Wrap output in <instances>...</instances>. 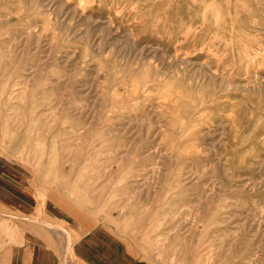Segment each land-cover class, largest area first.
<instances>
[{"label":"rangeland","instance_id":"rangeland-1","mask_svg":"<svg viewBox=\"0 0 264 264\" xmlns=\"http://www.w3.org/2000/svg\"><path fill=\"white\" fill-rule=\"evenodd\" d=\"M0 161L179 264H264V0H0Z\"/></svg>","mask_w":264,"mask_h":264},{"label":"crops","instance_id":"crops-1","mask_svg":"<svg viewBox=\"0 0 264 264\" xmlns=\"http://www.w3.org/2000/svg\"><path fill=\"white\" fill-rule=\"evenodd\" d=\"M84 201L0 161V264H179L159 252L156 237L138 234L135 207L106 214Z\"/></svg>","mask_w":264,"mask_h":264}]
</instances>
